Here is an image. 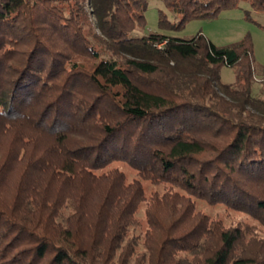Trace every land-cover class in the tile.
<instances>
[{
	"label": "trees",
	"instance_id": "16d2710c",
	"mask_svg": "<svg viewBox=\"0 0 264 264\" xmlns=\"http://www.w3.org/2000/svg\"><path fill=\"white\" fill-rule=\"evenodd\" d=\"M163 1L180 16L159 10L160 27L176 29L242 0ZM148 6L0 0V264H264L253 37L141 33Z\"/></svg>",
	"mask_w": 264,
	"mask_h": 264
},
{
	"label": "rangeland",
	"instance_id": "374dc122",
	"mask_svg": "<svg viewBox=\"0 0 264 264\" xmlns=\"http://www.w3.org/2000/svg\"><path fill=\"white\" fill-rule=\"evenodd\" d=\"M164 10L168 18L177 21L180 14H175L164 3L163 0H149L146 10L147 24L140 30L141 33L150 31H164L170 34L190 37L198 32H202L216 44H227L241 39L246 33H250L254 42L255 65L258 70L264 71V11L254 9L247 0H242L236 7L223 9L218 15L207 17H195L186 21L185 25L176 29H162L159 23V10ZM136 31L135 33H140ZM263 69V70H262ZM236 67L224 65L221 69V80L231 82L235 80ZM117 165H119L117 163ZM123 167L133 177L136 172L126 165ZM147 194L153 189H163V185H153L146 183ZM198 207L205 209L209 213L216 215L230 223L233 220H249V217L241 212L233 211L223 205H210L202 200H198ZM144 227L146 219L144 205L138 210ZM264 234V230H263Z\"/></svg>",
	"mask_w": 264,
	"mask_h": 264
}]
</instances>
